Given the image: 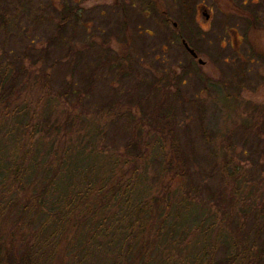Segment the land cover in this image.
<instances>
[{"label":"rangeland","instance_id":"rangeland-1","mask_svg":"<svg viewBox=\"0 0 264 264\" xmlns=\"http://www.w3.org/2000/svg\"><path fill=\"white\" fill-rule=\"evenodd\" d=\"M252 1L191 3L207 4L215 12L206 24L196 22L195 11L190 25L195 32L189 44L203 61L199 64L176 40L154 42L150 30L169 33L172 25H151L138 2L128 3L131 12L124 19L117 0H0V74L10 71L3 90L12 87L0 95V155L9 159L27 149L30 163L42 162L39 170L58 171L63 161H79L75 186L69 189L75 202L89 176V201L109 200L104 217L109 212L111 220L115 208L120 220L108 221L103 230L100 223L85 221L92 204L73 213L76 230L94 231L75 264L116 262L123 239L113 237L112 229L118 224L119 233L129 231L132 216L125 203L113 199L111 191L93 198L97 178L109 174L115 177L107 188L119 181L131 203L145 204L144 218L153 208L144 237L162 221L158 241L165 250L168 245L165 256L155 248L144 261L135 255L143 242L138 240L130 252L135 259L126 260L131 264L201 256L211 241L215 248L203 258L206 264L209 258L226 264L238 254L231 264H264V1L254 0L260 21L253 20L247 33L242 12ZM159 2L179 22L174 12L179 0ZM171 100H177L173 118ZM170 157L180 161L185 176H173L178 162L167 166ZM29 168L34 172V165ZM3 221L2 264L20 262L28 244L23 238L33 237L34 225ZM78 233L66 234L53 254L52 246L42 247L41 264H70L86 242Z\"/></svg>","mask_w":264,"mask_h":264},{"label":"trees","instance_id":"trees-1","mask_svg":"<svg viewBox=\"0 0 264 264\" xmlns=\"http://www.w3.org/2000/svg\"><path fill=\"white\" fill-rule=\"evenodd\" d=\"M9 72L10 71L6 69L0 74V76L2 77V81L0 80V95L2 94V96L4 95V93H6V91H9L12 88L7 87L6 91L3 90V85L6 81ZM168 85H171V82H169ZM163 95L167 97L168 92L163 93ZM173 96L177 98L178 95L175 94ZM170 103L172 106H174H171L172 109L169 108L170 115L173 118L174 108L175 104L177 103V100H171ZM4 156V153L0 155V175L4 179L0 180V222L3 223V220L11 218L14 220L13 225L15 226L20 225L22 228L34 225L35 229L32 238L26 239V236L23 238L25 242H28V244L26 252L21 258V261L16 262L13 260L11 264H41V257L45 258L43 255H40V249L42 247L45 250L47 247L52 246L51 254H53L57 248H60V245L63 241L62 238L66 234L73 233L74 235V233H78L79 231L78 235L86 239V242L82 243V245L77 249L75 259L73 261L71 260L70 262V264H75V260L79 259L80 254L85 251L88 245H90V242L94 239V231H88L84 235V233H81L82 230L80 231L79 229H75L77 227L76 224L78 222L72 220V214L75 213L79 208H81V206L84 207L88 203L92 204L93 208L92 210H89L88 208L85 209L89 212L85 221L90 222L94 225H99L100 223L99 226L102 229L104 226H106V223L108 221L112 222V219L120 222L118 217L113 214L115 208H112L111 220H109V212L107 216L104 217V208H108L109 200L107 201L101 198L100 200H97L98 202L100 201L99 203L96 200L91 202L89 201L91 197L90 193L92 191V181L88 179L89 176L84 177V181L81 186V188H83L81 192L77 194L78 201L75 202L76 196H74L72 194V191H70L69 189L75 186V171L79 167V161H69L68 164L66 161H63L61 163L62 168L58 171L50 167L39 170L40 168H35L39 165L41 166L42 162L33 160L30 163L31 155L29 153V150L27 149H25V151H22L20 149V151L16 155L13 154L12 157H10L9 159H4ZM173 159L178 162V167L173 173V176L182 178L183 176H185V171L183 170L182 172V170L180 169V161L176 157H170V159L166 160L165 163L167 164V166L173 168L176 166ZM29 165H34V172H31ZM114 177L115 176H112L111 174H109L103 179H100L98 177L96 181L97 184L94 187L96 193L93 196V198L102 196L101 194L103 192L111 191V196L113 199L116 197L117 201L125 203L124 205L128 206V209H126L127 216H132V219L127 224V228L129 229V231L124 229L122 230V233H119V230L116 228L118 224L112 229L113 237H122L123 239L121 247L118 250V253H120L118 260L112 264H131L129 260H126L129 257H131L132 260L135 259V256H130V252L133 250V245L138 243V240L140 239H142L143 242H140L137 251L136 249H134L135 255L140 254L137 256L138 258L139 256L141 257L143 255L145 257V261L149 254H151L155 250V248L157 249V251L160 252L162 256H165V252H169L168 245L164 246L167 249L165 250L161 248L158 241V239L161 237L160 235L163 234L162 221L160 222V225L156 228V230L152 232V235L149 234V236L145 238L144 234L147 231H149L150 233L149 229H151V226H149V224H151L150 221L152 220V213L154 212L153 208L151 211L152 213H146V218H144V214L146 212L145 204L143 203V205H141L140 201L131 203V196H129V191H125L122 193V186L120 185L121 183L119 181L114 182L111 187L107 188L108 182H111ZM7 178L8 180H6ZM35 183H38V185L32 188V185H34ZM32 189L34 190L32 191ZM55 193H60V195L58 197L57 202L52 203L51 199L54 198L53 195ZM61 201L63 204H60ZM153 202H155V200H153ZM105 203H107L108 205H104ZM150 205L151 204L149 203L148 207ZM88 206L89 205H87V207ZM100 211L101 214H99ZM121 211H123V208ZM34 218L36 220H33ZM114 222L115 221H113V223ZM127 225H125L124 227H126ZM261 225L263 226L264 223H261L260 227ZM82 228L83 225L81 229ZM55 236H57V238L51 241V239H53ZM155 244H159V246H154ZM201 246L203 248L205 244ZM214 248L215 247L212 245L211 241L205 250L202 249L201 256L195 255L194 257L187 259L188 256L185 254L181 259L177 261L170 262L167 259V264H206L207 262H205L203 258L207 253H211ZM170 255H166V257L168 256L173 259V255ZM242 255L244 259H247L245 258V251L242 253ZM260 256L262 255H259V257ZM51 257L52 256H48L46 258L50 259ZM239 257H241L240 254L236 255L235 257H228L226 264L238 261ZM144 261L141 264H144ZM208 263L219 264V262H212L211 258H209ZM0 264H2L1 259Z\"/></svg>","mask_w":264,"mask_h":264},{"label":"flooded vegetation","instance_id":"flooded-vegetation-1","mask_svg":"<svg viewBox=\"0 0 264 264\" xmlns=\"http://www.w3.org/2000/svg\"><path fill=\"white\" fill-rule=\"evenodd\" d=\"M132 2V4H134V2H138L141 3L144 7V10L142 11V15L143 16H151V18L147 19L149 20L151 25H155L160 27L161 23H165L166 26L167 25H172V27L170 28V32L169 33H164L161 34L160 30H159V34H157L154 30H150L151 33V38H153L154 42L159 40H163L165 42H169V41H178L180 42L183 46L186 52H188V54L192 57V61H198L199 64H203L202 60H200L198 53L195 51L196 56H194L191 52H189V50L186 48L185 43L188 44V46L192 49V47L190 46L189 42L191 43V41L193 40V32L194 29L192 26H190L191 24H195V22L193 23V20H195L194 18V13L196 11L197 14V18H196V22L200 23V21L208 24L211 23L214 18H215V12H214V8L213 7H209L207 6V4L201 5L199 6L198 4H191L192 2H194V0H179L180 4H179V9L177 11H174L175 13L178 14L179 17V22H174L172 21V9L169 6H166L167 9L164 7V5H162L159 0H117V2L119 3V10L122 12V16H124V19H126L127 16V7H130L128 5L129 2ZM264 1V0H262ZM256 5H255V4ZM252 5H247V2L244 3V5L247 7L245 9V12L243 13V20L245 21V25L247 26V33H251L252 31V24H253V20H256V18L258 19V21H260V16L255 17L254 13L257 8V2H255L254 0L251 2ZM131 8V7H130ZM233 9V7H232ZM254 9V10H253ZM129 12H131L130 10H128ZM146 11V12H144ZM233 11V10H231ZM222 12V11H221ZM139 14V13H137ZM136 14V21L135 23L140 26L139 21L141 19L140 14L137 15ZM226 15V14H225ZM255 17V18H254ZM264 20H261V23H263ZM183 23L185 24V26H183ZM194 26V25H193ZM197 26V25H196ZM199 26V25H198ZM234 32L238 33V31L236 29H233ZM188 34L185 35V34ZM235 39L237 40V37H235ZM164 44V43H163ZM201 61V63H200Z\"/></svg>","mask_w":264,"mask_h":264},{"label":"water","instance_id":"water-1","mask_svg":"<svg viewBox=\"0 0 264 264\" xmlns=\"http://www.w3.org/2000/svg\"><path fill=\"white\" fill-rule=\"evenodd\" d=\"M185 46H186V48L189 50V52H191L194 56H196L195 51H194L193 49H191V48L188 46V44L185 43ZM200 63H201V61H200ZM202 63H203V61H202Z\"/></svg>","mask_w":264,"mask_h":264}]
</instances>
